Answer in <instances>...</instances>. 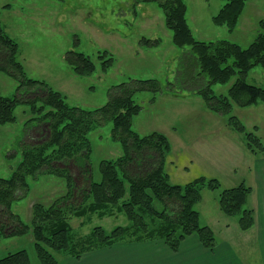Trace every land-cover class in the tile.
Here are the masks:
<instances>
[{"label": "rangeland", "instance_id": "1", "mask_svg": "<svg viewBox=\"0 0 264 264\" xmlns=\"http://www.w3.org/2000/svg\"><path fill=\"white\" fill-rule=\"evenodd\" d=\"M185 3L189 26L198 40L225 39L246 48L264 32V0H246L233 31L213 22L224 0H185ZM0 19L8 34L19 44L18 59L27 76L45 81L61 92L70 105L88 110L101 108L109 99L111 87L130 79H159L165 86L159 94L143 91L135 95L134 99L142 109L133 119V130L141 136L153 132L166 135L171 144L166 164L171 183L185 185L200 177L218 182L216 189H203L197 209L201 223L213 227L215 248H222L216 253L221 264H264L262 219L250 230L242 231L238 224L239 216L232 217L222 212L218 199L222 190L241 184L257 190L255 178L258 170L255 171L254 165L264 154L250 152L244 135L228 125V116L211 112L198 94L168 91L166 84L175 78L179 59L188 49L174 45L172 32L165 25L163 10L156 2L0 0ZM144 37L153 43L160 39L161 44L153 47L142 45ZM69 50L88 55L95 64L94 73L76 75L65 59ZM104 52L107 55L101 58ZM107 58H112L113 64L104 71L102 63ZM232 61L230 59L227 64ZM236 78L234 76L226 84L214 85L216 95H227ZM247 80L264 87V67L253 68ZM18 85L19 82L8 72L0 70V94L23 97L15 109L16 120L0 125L1 178L12 176L22 160L23 149L28 146L26 142L39 143L45 134H41L44 124L40 118L49 108L33 111L32 103L26 101L35 94V90L25 88L17 92ZM41 105L39 101L37 106ZM231 115L238 117L248 132L256 133L264 142V104L251 107L234 105ZM112 128L111 120L103 121L89 135V161L96 182L101 181L102 161L116 160L124 155L121 144L112 139ZM33 133L35 139L30 142L29 135ZM28 182L30 191L12 205V212L25 224H31L33 204L51 205L69 191L66 178L54 173L30 177ZM156 205L162 209L160 203ZM250 205L248 203V207ZM117 210L114 207L113 212L104 217L98 214L70 217L74 234L86 236L94 226H102L107 233L119 226H131L125 214ZM20 250L27 252L30 264H40L31 232L16 236L0 233V259ZM214 250L211 253L217 249ZM54 254L60 263L65 260L63 254Z\"/></svg>", "mask_w": 264, "mask_h": 264}, {"label": "trees", "instance_id": "2", "mask_svg": "<svg viewBox=\"0 0 264 264\" xmlns=\"http://www.w3.org/2000/svg\"><path fill=\"white\" fill-rule=\"evenodd\" d=\"M156 2L163 10L166 27L172 32L174 45L188 49L179 59L175 78L166 84L169 92L188 91L198 94L213 113L228 116V125L245 137L247 148L254 154H264V142L254 132H248L240 119L231 115L234 105L251 107L264 104V87L248 82L250 71L264 67V32L246 48L225 40H198L189 26L188 6L185 0H138ZM213 22L233 31L244 9L246 0H224ZM141 44L159 46L144 37ZM18 42L6 31L0 19V70L19 82L17 92L34 89L31 102L33 111H45L40 118L44 139L27 143L22 160L10 178L0 177V233L6 236L31 232L40 264H59L54 254L80 258L87 252L120 242H145L163 240L174 252L188 237L195 235L207 249L216 245V234L202 224L197 204L206 187L216 189V180L200 177L185 185L173 184L166 171L171 144L165 134L153 132L141 136L133 130V119L142 107L135 101L137 93L150 91L159 94L165 87L159 79H130L109 90L107 103L94 110L70 105L66 97L45 81L29 78L18 59ZM107 55L100 56L105 57ZM66 61L76 75H91L96 70L92 59L83 52L69 50ZM233 59L231 64H227ZM106 71L113 59L103 60ZM234 76L235 82L227 95H216L213 86L226 84ZM19 94L7 97L0 94V125L16 120L15 109ZM29 98V97H28ZM41 101L40 107L37 104ZM113 123L112 139L119 142L124 155L116 160L100 163L101 181L93 180L90 163L89 135L106 121ZM34 141L35 133L29 135ZM28 139V138H27ZM42 173H54L66 178L69 188L65 197L51 205L35 203L32 206L31 224H25L12 212L15 200L30 191L28 179ZM76 175V176H75ZM251 188L241 184L222 190L220 209L226 215L239 216L242 231L254 225V211L246 207ZM66 198V199H64ZM160 203L162 209L156 203ZM125 214L131 226L116 227L107 233L102 226H94L86 236H76L70 217L98 214L104 217L113 212ZM148 219V221H147ZM0 264H30L28 254L20 250L0 259Z\"/></svg>", "mask_w": 264, "mask_h": 264}, {"label": "crops", "instance_id": "3", "mask_svg": "<svg viewBox=\"0 0 264 264\" xmlns=\"http://www.w3.org/2000/svg\"><path fill=\"white\" fill-rule=\"evenodd\" d=\"M254 166L255 171L258 170L255 178L257 190L250 187L251 193L246 203L247 208L254 211L253 226L259 219L264 222V157L257 160ZM255 214H258L257 218ZM263 230L264 226H261ZM261 231L258 233L261 234ZM217 247L211 253L212 250L205 248L195 235L186 238L177 252L172 251L163 240L120 242L87 252L80 258L65 256V260L59 264H221L216 253L222 248Z\"/></svg>", "mask_w": 264, "mask_h": 264}]
</instances>
